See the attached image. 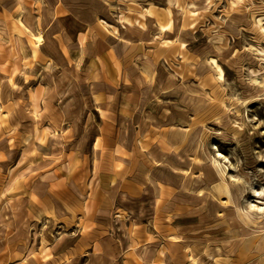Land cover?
<instances>
[{
    "label": "rangeland",
    "instance_id": "obj_1",
    "mask_svg": "<svg viewBox=\"0 0 264 264\" xmlns=\"http://www.w3.org/2000/svg\"><path fill=\"white\" fill-rule=\"evenodd\" d=\"M188 1L169 45L126 3L128 52L152 56L127 59L105 132L79 75L39 56L56 12L0 0V264H264V0Z\"/></svg>",
    "mask_w": 264,
    "mask_h": 264
},
{
    "label": "crops",
    "instance_id": "obj_2",
    "mask_svg": "<svg viewBox=\"0 0 264 264\" xmlns=\"http://www.w3.org/2000/svg\"><path fill=\"white\" fill-rule=\"evenodd\" d=\"M136 1H140L143 5L150 6L148 11L143 14L144 16L141 22L149 27H151V22L153 21H156L158 24L167 25V32L171 34L174 28L172 26L174 14L173 9L165 3V0H163L166 5V13L164 14L152 8L155 6V2H159L160 0H154L153 5L146 4L145 0ZM102 2H108L113 8L105 9ZM127 2L130 1L52 0L51 3H45L43 0H38L32 3L31 0H24L23 2L26 8L40 12L39 18L41 24L43 22L41 10L46 9L47 11L56 12L55 23L57 29L53 32L54 37L50 40V46H44L43 49H40L35 42L40 54L39 56H41L40 58L45 62L50 58L57 60V65H59V67L66 62V72L72 77L76 74L79 75V83L83 86L80 88L88 90L90 96L88 104L90 113L86 111L83 123L88 121V123L91 124L93 120L94 122L100 121V124H104L105 132L108 131L107 125L109 123H112L114 120L119 123L121 118H123L121 109H118L116 117L113 114L114 104H118V101L114 100L111 91L123 88L125 85L122 77L123 74H129V69L127 67L129 64L126 62L127 59L130 58L131 63L135 60L138 69H143L145 64L142 57L151 59L152 56L150 53L145 54L143 52H136L130 54L128 52V48L142 41V38L132 34L131 30H133L135 18L127 12H123ZM60 12H62V16H67V18L65 19L60 16ZM97 18H102V22L107 27L97 22ZM38 26L40 27L39 24ZM114 26L118 29V37L116 40L111 37L110 32ZM122 28L126 29L129 37H132L130 42H126L121 38ZM160 32L164 37L165 34L162 31ZM174 35L175 34H173L172 37ZM30 41L34 42L33 40ZM43 43H45V41ZM32 65L34 66V64ZM121 67L124 68V72ZM37 78L38 76L36 79ZM41 82V78H38L35 84L41 86ZM92 90H95V92H92ZM115 107L118 106L116 105ZM100 109L106 112L104 117ZM104 138L106 142L108 140L112 141V136L110 134L105 133ZM92 140L91 150L93 151L97 140L95 133L92 136ZM116 147L118 150L116 154L121 153V146L116 143Z\"/></svg>",
    "mask_w": 264,
    "mask_h": 264
},
{
    "label": "bare ground",
    "instance_id": "obj_3",
    "mask_svg": "<svg viewBox=\"0 0 264 264\" xmlns=\"http://www.w3.org/2000/svg\"><path fill=\"white\" fill-rule=\"evenodd\" d=\"M124 1H135V0H124ZM231 4L233 6H237L241 0H230ZM145 3L146 4H149V5H153L154 4V0H145ZM165 3L173 9V19H172V26L174 28H178L179 26V20L183 14V11L182 9H178L176 8V3H177V0H165ZM187 8H189L190 10L192 11H197V10H209L210 8V0H192V1H188L187 4H186ZM151 27L156 29V30H159V31H162L165 36L162 38L161 40V43L164 44V45H169V44H172L174 43L176 40H177V37L176 35H174L173 37L169 38L167 36L168 32H167V25H162V24H158L156 23V21H153L151 22ZM121 38L123 40H125L126 42H130L132 40V37H129L127 35V32H126V29L125 28H122V31H121ZM211 46L215 49H218V45H216V41L211 38L209 40ZM200 57H201V60L203 63H207L210 65L213 73H214V76H215V79L219 82H222L223 80V69L221 68V66L217 63V61L210 57L209 56V49H204L202 51V53L200 54ZM210 166V164H208ZM262 192H258V194H262ZM240 193H238V197H240ZM260 200H263L262 198H259Z\"/></svg>",
    "mask_w": 264,
    "mask_h": 264
}]
</instances>
